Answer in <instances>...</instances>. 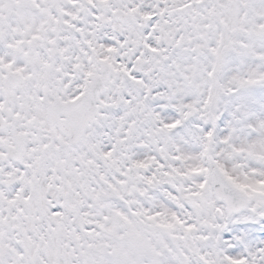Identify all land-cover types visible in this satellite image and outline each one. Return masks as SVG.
<instances>
[{"label": "snow or ice", "instance_id": "6c2138e0", "mask_svg": "<svg viewBox=\"0 0 264 264\" xmlns=\"http://www.w3.org/2000/svg\"><path fill=\"white\" fill-rule=\"evenodd\" d=\"M0 264H264V0H0Z\"/></svg>", "mask_w": 264, "mask_h": 264}]
</instances>
